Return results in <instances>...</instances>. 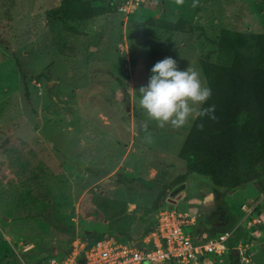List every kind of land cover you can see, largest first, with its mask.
I'll return each instance as SVG.
<instances>
[{"label":"rangeland","instance_id":"obj_1","mask_svg":"<svg viewBox=\"0 0 264 264\" xmlns=\"http://www.w3.org/2000/svg\"><path fill=\"white\" fill-rule=\"evenodd\" d=\"M248 1L197 0L193 7V0H141L127 16L114 10L80 25L84 37L48 22L60 0H0V18L10 22L9 46L0 47V264L27 261L32 248L34 259L65 256L83 239L80 224L96 217L95 194L127 203L138 240L155 223L159 192L181 176L163 203L194 217L195 239L219 234L212 184L178 159L195 117L180 129L148 121L153 142H145L139 88L166 57L181 70H197L205 84L198 61L210 52L215 60L208 38L222 29L264 33V0ZM149 18L183 19L190 30L138 29ZM248 203L231 209L252 243V259L263 264L264 223H252L262 215ZM89 227L96 233L87 238L108 234L103 223ZM234 261L230 253L208 264Z\"/></svg>","mask_w":264,"mask_h":264},{"label":"trees","instance_id":"obj_2","mask_svg":"<svg viewBox=\"0 0 264 264\" xmlns=\"http://www.w3.org/2000/svg\"><path fill=\"white\" fill-rule=\"evenodd\" d=\"M120 2L60 0L59 6L48 14V22L59 23L70 35L85 37L78 27L114 12ZM144 26L168 33L190 30L183 19L170 22L149 18L139 24L138 29ZM9 29V20L0 18V47L9 46ZM207 40L215 50V60L212 61L210 52L198 61L205 85L211 89L210 99L200 108L214 105L216 119L195 117L178 152V159L185 163L188 174L208 178L212 184V203L216 210L220 209L219 213L213 215L212 222L219 225L220 228H216L219 234L236 227L230 239V244H234L244 235V231L236 224L237 218L225 198L252 185L264 201V33L222 29L217 39ZM24 86L26 90L25 82ZM199 124L203 125L202 130L197 128ZM183 178H175L165 186L151 210L157 212L170 190L184 182ZM90 205L96 217L91 221L84 220L79 226L80 237L87 240V246L105 235L113 236L120 242L134 240L132 219L125 201L95 194L91 197ZM253 213L261 215L260 204L253 209ZM224 215L228 219L227 225ZM89 223H103L108 234L90 239L96 232H91L89 227L88 233ZM153 227L154 224L139 239L152 231ZM89 235L91 237L87 238ZM35 250H29L27 262L46 259H34ZM234 264H239V261L235 259Z\"/></svg>","mask_w":264,"mask_h":264},{"label":"built area","instance_id":"obj_3","mask_svg":"<svg viewBox=\"0 0 264 264\" xmlns=\"http://www.w3.org/2000/svg\"><path fill=\"white\" fill-rule=\"evenodd\" d=\"M137 2L141 0H121L116 10L127 16ZM261 222V217L252 220L254 225ZM195 224L194 217L164 203L156 212L152 231L139 240L120 242L105 235L87 246V240L80 238L63 257L52 255L40 262L21 261L20 264H208L210 257L230 253L238 258L239 264H262L252 259V243L247 236L230 244L236 227L213 239L205 235L195 239Z\"/></svg>","mask_w":264,"mask_h":264},{"label":"clouds","instance_id":"obj_4","mask_svg":"<svg viewBox=\"0 0 264 264\" xmlns=\"http://www.w3.org/2000/svg\"><path fill=\"white\" fill-rule=\"evenodd\" d=\"M183 6L185 0H175ZM197 0H193V7ZM211 97V89L201 81L200 73L192 67L181 70L176 60L166 57L151 68V76L146 86L139 88V106L146 115L141 125L144 140L153 142L148 130V121H154L159 128L180 129L190 118L207 117L215 120V106L200 108ZM202 130L203 125H197Z\"/></svg>","mask_w":264,"mask_h":264},{"label":"crops","instance_id":"obj_5","mask_svg":"<svg viewBox=\"0 0 264 264\" xmlns=\"http://www.w3.org/2000/svg\"><path fill=\"white\" fill-rule=\"evenodd\" d=\"M230 197H231V199L228 198V200H226L227 205L230 209L232 206H244V204H246L248 202H251L253 205L252 207L255 208L262 201L261 200L262 196L259 195V193L254 189V187L252 185L248 186L245 191H243V190L236 191ZM231 211H232V209H231ZM261 215H262V222L264 223V221H263L264 215L263 214H261ZM203 235H205V234H203ZM210 258L208 259V261L210 260ZM216 258H219V257H216ZM235 259L238 260L237 257H235ZM208 261H207V263H208Z\"/></svg>","mask_w":264,"mask_h":264}]
</instances>
